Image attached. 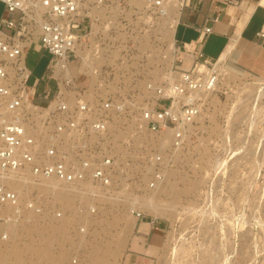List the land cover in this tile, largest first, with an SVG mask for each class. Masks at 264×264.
<instances>
[{
    "label": "built area",
    "instance_id": "2783aa9c",
    "mask_svg": "<svg viewBox=\"0 0 264 264\" xmlns=\"http://www.w3.org/2000/svg\"><path fill=\"white\" fill-rule=\"evenodd\" d=\"M215 1L235 5L251 0ZM0 2L9 13H19L17 18L0 20V243L9 241L10 225L38 219L52 222L71 213L56 204L52 193L40 191L45 184L50 189L53 184L67 187L76 200H87L74 215L96 216V202L104 194L112 196L116 185L119 146L130 141L140 144L146 164L160 165V154L148 148L150 143L161 145V137L169 133L173 146L182 144L204 112L220 103L227 88L225 78L231 75L220 61L209 62L202 52L210 28H204L196 41L182 44V50L173 37L172 60L167 58L168 41L165 58L170 66L160 78L128 80L134 73L127 50L119 55L114 50L120 65L108 63L113 51L102 48L100 41L115 25L114 10L130 19L136 15L148 26L158 24L163 39V17L169 16L170 6L179 10L186 0ZM30 50L50 55L45 76L32 84L26 65ZM70 60L77 61L78 75L87 80L83 89L74 83ZM118 75L127 82L117 83ZM153 171L152 188L163 176L159 167ZM13 183L23 186L15 190ZM39 193L54 202H44ZM138 207L130 213L142 218L145 214ZM85 228L80 224L78 229L85 232Z\"/></svg>",
    "mask_w": 264,
    "mask_h": 264
},
{
    "label": "rangeland",
    "instance_id": "374dc122",
    "mask_svg": "<svg viewBox=\"0 0 264 264\" xmlns=\"http://www.w3.org/2000/svg\"><path fill=\"white\" fill-rule=\"evenodd\" d=\"M115 12L114 18L110 14L115 25L100 41L101 47L109 46L112 56L127 50L134 73L128 80L160 78L170 66L167 58H173L172 19L163 18L165 37L161 39L158 24L148 26L136 15L130 19L116 10L112 15ZM168 43L170 53L165 58ZM118 55L107 58L108 63L120 65ZM49 59L46 52H28L30 84L45 76ZM68 68L75 85L85 88L87 80L78 75L77 61L70 60ZM118 77L117 83L127 82ZM225 84L220 103L204 112L182 144L173 146L169 133L161 137L162 146L150 143L148 148L160 154V165L146 164L140 144L130 141L118 147L116 185L112 196L104 194L96 202V216L74 215L87 200H76L69 188L61 191L64 198H55L57 190L41 187V192L52 193L56 204L71 213L52 222L38 219L8 226L10 239L0 243V264H45L42 260L50 252L42 253L50 246L55 264H121L126 241L123 227L135 206L146 218L167 225L162 252L152 264H264V80L229 76ZM42 87L41 82L38 91ZM257 94L260 98L254 106ZM153 167L163 174L154 188L149 185ZM22 186L12 184L15 190ZM41 196L46 203L53 201ZM80 224L86 226L85 232L79 231ZM54 227L62 235L53 233ZM10 245L15 246L3 254Z\"/></svg>",
    "mask_w": 264,
    "mask_h": 264
},
{
    "label": "crops",
    "instance_id": "0c3cea01",
    "mask_svg": "<svg viewBox=\"0 0 264 264\" xmlns=\"http://www.w3.org/2000/svg\"><path fill=\"white\" fill-rule=\"evenodd\" d=\"M129 1L136 4L145 2ZM170 7L175 11L172 37L181 50L182 44L196 41L204 28H210V32L204 35L202 46L203 55L209 62L220 61L231 76H252L264 80V37L260 36L264 33V0L241 1L235 5L215 0H186L179 10L176 5ZM18 15V12L9 13L0 2V20L17 18ZM215 17L218 20H214ZM181 56L187 61L192 58L184 52ZM128 221L129 224L123 227L126 241L121 264L154 263L162 252L166 223L145 216L138 218L134 214ZM14 246L5 248L3 254L6 255ZM47 251L50 253L47 252L42 262L55 264L57 259L53 260L51 255L54 250L50 246Z\"/></svg>",
    "mask_w": 264,
    "mask_h": 264
},
{
    "label": "bare ground",
    "instance_id": "6f19581e",
    "mask_svg": "<svg viewBox=\"0 0 264 264\" xmlns=\"http://www.w3.org/2000/svg\"><path fill=\"white\" fill-rule=\"evenodd\" d=\"M168 17H163V18H169V19H172V27H173V24H174V13L172 12V11H170V10H168ZM173 13V14H172ZM171 16H172V18H171ZM173 38V37H172ZM258 96H257V98H255L254 100H253V105L254 106H256L257 104H258V101H259V94H257ZM167 136V135H166ZM263 139H264V135H263ZM163 144V143H162ZM231 149V148H230ZM232 152H233V150H232ZM236 152V151H235ZM234 152V153H235ZM226 153H228V152H226ZM238 153V152H237ZM20 184V183H19ZM14 185H16V183H14ZM51 186H54V190H57L56 191V194L54 195L55 196V198H57V197H59V198H64V196H63V194L61 193V191L62 190H64L65 189V187H58L57 186V184H53V185H51ZM44 187H46L45 188V190L47 191V190H49V185L48 184H45V186ZM14 189V188H13ZM70 196V195H69ZM72 197H74V196H72ZM63 200H66V199H63ZM132 203V202H131ZM129 205V204H128ZM133 210V207H131V209H130V212ZM57 227H54V232L53 233H55V234H58V233H60L61 235H62V233L60 232V231H58L57 229H56ZM52 231V230H51ZM15 252V251H14ZM42 254H47V250H43V253Z\"/></svg>",
    "mask_w": 264,
    "mask_h": 264
}]
</instances>
